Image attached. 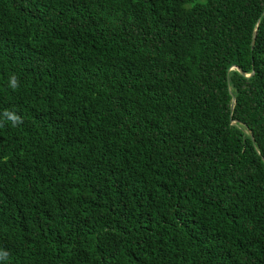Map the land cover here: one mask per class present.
Listing matches in <instances>:
<instances>
[{"label":"trees","instance_id":"trees-1","mask_svg":"<svg viewBox=\"0 0 264 264\" xmlns=\"http://www.w3.org/2000/svg\"><path fill=\"white\" fill-rule=\"evenodd\" d=\"M196 1L0 0V264H264V0Z\"/></svg>","mask_w":264,"mask_h":264},{"label":"water","instance_id":"water-1","mask_svg":"<svg viewBox=\"0 0 264 264\" xmlns=\"http://www.w3.org/2000/svg\"><path fill=\"white\" fill-rule=\"evenodd\" d=\"M261 16H264V10H263V12L261 13ZM254 34L255 33H253V37L252 38H254ZM253 40V39H252ZM253 45V41L251 42V46ZM240 74H242L243 75V73L241 72V70L240 69H238V68H235ZM251 74H249V75H244L245 77H249ZM234 103H235V101H234V99H232V102H231V106H230V110L232 111L233 110V108H234ZM232 124L233 125H236V122L235 121H232Z\"/></svg>","mask_w":264,"mask_h":264},{"label":"rangeland","instance_id":"rangeland-1","mask_svg":"<svg viewBox=\"0 0 264 264\" xmlns=\"http://www.w3.org/2000/svg\"><path fill=\"white\" fill-rule=\"evenodd\" d=\"M196 2H197V3H204L205 0H197Z\"/></svg>","mask_w":264,"mask_h":264}]
</instances>
